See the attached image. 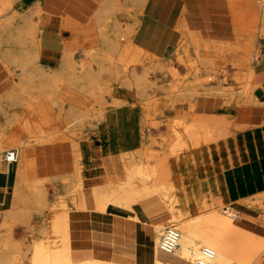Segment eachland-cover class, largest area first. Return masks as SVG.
<instances>
[{
  "label": "bare ground",
  "instance_id": "obj_1",
  "mask_svg": "<svg viewBox=\"0 0 264 264\" xmlns=\"http://www.w3.org/2000/svg\"><path fill=\"white\" fill-rule=\"evenodd\" d=\"M21 1L26 0H0V70L3 69L0 75L4 76L3 79H0V86L2 80H9L11 83L6 90L0 92V153L11 150L7 149L9 147H14L15 161L21 155L15 167L11 165L12 162L6 164L0 162V174L7 175L15 187L10 208L11 215L19 212L15 204L20 201V203L24 202L22 206H25L29 197L34 199L37 210L44 208H41L45 202L43 188L30 184L27 179L34 147L39 146L41 150L50 145L71 142L75 148L73 156L75 170L69 176L73 185L65 190V193L49 206L50 208L48 207L50 212L62 211L69 216V212L72 210L91 209L98 213L108 210L121 213L134 211L135 214L132 215V218L139 221L141 218L136 211L139 199L133 192L132 186L140 182H147L165 207L167 214L165 222L175 225L180 232L179 246L173 251L167 250L160 246V236L165 228V222L154 221L152 223L156 233L152 241V264H247L246 261L239 262L233 258L234 256H230L232 252L229 250L235 246L236 242L228 240V235L241 224L233 207L222 208L225 201L218 196L221 187H219L217 179L208 177V167H215L211 147L212 138L216 135L215 131L209 129L208 124L204 122L186 119L188 114L193 112L196 98L200 95L198 87L203 81L201 72L195 71L193 79H182V75L180 76V72L176 68L169 69L170 67H167L169 72L175 75L179 82L183 84L185 82V85L183 88L181 87L182 89H175L176 93L173 92L174 88L171 89L169 85H164V89L169 94L158 103L146 104V101L152 99V96H148L147 89L154 86V81L151 82V79L149 80L147 77L148 68L153 70L158 66H164L163 63L157 62V59L161 60V56L133 43L131 37L135 30H129L127 43L125 42L124 45L122 43L123 46L120 45V26L118 27L119 23L117 24V20L112 14L114 13L116 16L115 10L125 8L131 3L139 6V16H141L147 0H124L125 5L122 4L123 6L118 3V0H101L99 9L91 16L94 24L98 27L97 39L100 47L91 56L92 62L99 65L98 70L95 71L97 68H94L90 61L87 64L81 63L78 68L73 59L74 48L69 45L66 35L61 50L59 68L54 69L53 72L43 69L39 64L40 51L43 49L41 42L43 28L40 19L34 18V14H39L41 1L36 0L27 4L24 9L22 8L23 10L18 8V3ZM238 1L227 0L230 11L234 18L242 15H245L246 18L248 9L247 12L244 9L241 10L237 6ZM252 1L250 0V3H253ZM249 15L252 17L251 21L240 22L239 19L238 23H235L237 20H233L232 28L235 39L225 44L229 50L236 53L237 58L233 64L239 66L240 70H246L248 76L253 79L256 71L255 62L260 59L258 39L259 37L264 38V27H256L258 23L253 22L257 16L256 11L250 10ZM139 18L138 21L136 20L137 22L140 21ZM136 24L131 23L128 26ZM178 31L181 33L180 36L187 37L183 46L184 50H188L189 45L199 43L200 39L197 37V33H194L185 23L180 25ZM208 47L209 45L206 44L205 48ZM206 51L208 52V50ZM146 59L157 60V63L148 65L142 71L140 68L138 70L136 64L144 62ZM204 63L208 65V60H205ZM2 64L7 68V71ZM48 68L50 70L49 66ZM102 73H107L111 77V81H115V84L124 89V93L118 95L119 87L107 82L105 89L99 88ZM62 83L71 88L70 91L66 90V94L68 92L67 99L70 100V107L67 111H63V107L60 108L61 104L56 101L64 98L50 92V89H58ZM263 92L264 82L260 84L253 81L245 90L229 95L227 102L264 106ZM106 94L113 99L109 102H112L110 105L105 101ZM181 96L195 100L194 103L180 104L183 114L182 112L177 113L179 103L175 100ZM130 99L134 102H131ZM97 103L99 104L98 109L94 107ZM134 103H138L142 107L141 112H137L139 117L146 110L147 113L148 110L150 113L153 112L151 113L153 115L164 112L167 108L168 111L171 110L178 114L171 118H169L170 113H168L169 116L167 115L168 134L163 140V149L149 150L151 148H148L147 145L149 146L148 143L151 142V139H146L141 135L140 148L121 152L119 155L124 176L120 180H110L102 166L86 169L87 167L84 165L86 155L84 150L82 151L80 146L75 143L77 142L75 138L77 131L75 130L91 115L99 121L106 120L102 127H98L96 124L97 127L94 128L104 144L109 140V134L113 133L109 128L112 124L106 115L108 109L110 107L120 109V107L129 104L134 106ZM20 105H24L22 111L18 110ZM216 119L220 120L221 118L216 117ZM139 125L142 130L141 120ZM97 129H101V131L97 132ZM142 132L144 133L143 130ZM222 135L221 137L224 136ZM108 150V147L105 148V155H108ZM200 167L204 172L195 171ZM68 183H70L69 180ZM262 198H264V193L258 194L255 199L253 198L254 200L244 199L241 203L252 206ZM187 212H194L195 215L182 221ZM48 229L49 219L45 216L42 222V233L33 238L30 264H58L56 251L49 239ZM1 242L3 243V241L0 240V264H19L17 257L3 250L6 246ZM67 264L124 263L109 258H98L92 253L84 257L72 256Z\"/></svg>",
  "mask_w": 264,
  "mask_h": 264
},
{
  "label": "rangeland",
  "instance_id": "obj_2",
  "mask_svg": "<svg viewBox=\"0 0 264 264\" xmlns=\"http://www.w3.org/2000/svg\"><path fill=\"white\" fill-rule=\"evenodd\" d=\"M100 1L101 0H76L71 3V0H42L39 14H34V18L40 19L39 21L41 25H44L49 20L57 21V24H58L57 29L59 30L60 39H61L60 46H59L60 50H62L64 41L66 40V35H67L69 45L74 48L73 59L75 61V64L78 66V68L81 65V63L87 64L89 61L91 64H93L94 68H97L95 69V71H97L99 68L98 64H96L95 62L94 63L92 62V57H91L93 56L95 50L99 49L100 47V43L98 42V39H97L98 27L94 24L93 20L91 19V15L93 13V7L91 3H95L96 6L98 5L97 9H99ZM187 1H188V4H192L193 7H195L197 11L196 15L198 17L197 18L198 22L189 23V25H190V29L194 33H197V37L200 39V41L198 44L189 45L188 50H184L183 46H184L185 41L187 40V37L182 35L176 40L175 43L172 44L171 47H169L168 52L165 54V56L161 57V60L160 59H157L158 61L156 60L158 63H163L164 66H158L157 68L153 70L148 68L149 71L147 73V77H149L148 78L149 80L151 79L150 80L151 82L154 81L153 82L154 86H152L151 88L149 87L147 89V92H148L147 94L148 96H152V99L150 98L149 101H146V104H149L150 102L158 103L162 101L163 98L169 94V92L164 89L165 86L169 85L171 89L174 88L173 89L174 93H176L175 89L183 88V86L185 85V82L184 84L179 82V80H177V77L175 75H172L169 72V69H172L173 67V68H176L180 72V76L182 75L181 76L182 79L183 78L193 79L195 78V75H194L195 71L201 72L203 84L201 83V85L198 87L200 91L199 98L208 99V115L216 114L211 103H213V101L218 99V100H221L222 102L221 105H223L224 108L225 107L229 108L228 110L229 113L232 111L231 112L232 116H234L233 115L234 111L237 110L236 105H241V104L228 103L227 98L229 97V95L234 94L238 91L245 90V88L249 84H251V82L253 81L260 83V84L264 82V70H262L264 69V38L259 37L258 39V49L260 50V59L257 62H255L256 71H255V77L253 79H251L248 76V72L246 70L244 71L240 70L239 66H236L233 64L234 60L237 58L235 55L236 53L234 51H231V49L229 50V48L227 47L225 43L235 39L234 38L235 34L232 31V25L234 24L235 19L237 20V22L235 21V23H238L239 19H240V22H244V21L246 22L248 20L251 21L252 17L249 15L250 10H254L257 13L256 18L253 21L255 24L258 23L256 27H259V28L264 27V24H263L264 23L263 21L264 20V1L260 2V0L259 1L251 0L253 3H250V0H239L237 2V6L241 8V10L244 9V11L248 9V12L246 11L248 13V15L246 13L247 15L246 18H245V15H242L243 17L238 16V18H234L228 6L227 0H187ZM29 3L30 2L27 0L21 1L20 3H18V8L23 10L25 6ZM78 3L85 4L89 7L90 16H89V22L87 25L78 23L74 18H72L69 15L70 7ZM118 3L121 6H123L122 4L125 5L124 0H118ZM125 8L122 7V9L120 10L119 9L115 10L116 16L114 15V13L112 14L115 20H117L116 21L117 24L119 23L118 27L120 26L119 29L121 31V38L119 37V39H120L121 46L126 44L128 41L127 32L129 30L131 31L135 29V25L134 26L132 25L130 27L128 26L130 22L133 24H136L138 23L137 22L138 17H140L139 20H141V17H142V15L139 16L140 9L137 4L130 3L129 5H126ZM208 21H209V25H208ZM122 26L123 28H121ZM122 35L124 36L122 37ZM206 44L209 45L207 49L205 48ZM205 49L208 50V52ZM40 53H41V58H40L39 64L41 65L43 69H46L49 72H53L59 68L61 57L60 58H46L47 56L46 51L42 50L40 51ZM205 60H208V65L207 63H204ZM156 61L155 60L149 61V59H146L144 61L145 63L138 62L136 64V68L138 70L140 68V71H142L146 69L148 65L157 63ZM48 66L50 67V70ZM167 67L168 68L170 67V68L167 69ZM5 70L7 71V68H5ZM1 71H3V69H1L0 72ZM3 78L4 76L0 75V79H3ZM99 82H100L99 88L102 87V89H105L106 82L112 85H116L117 87L120 86V85L115 84L116 83L115 81H111V77L108 76L107 73H102L100 75ZM10 84L11 83L9 80L7 81L2 80V85L0 86V92L2 90H6ZM67 89L69 90L71 88H69V86L65 83H62V85H60L58 89H50L51 93H56V95L59 94L58 96L64 98L61 100L60 99L56 100L59 102V104H61L60 108L63 107L62 109L63 111H67L70 107V100L67 99L68 92L66 94ZM123 93H124V89L119 87L118 95H121ZM105 96H106L105 101L108 103V105L112 104V102L109 103L110 101H113L112 97L110 98L108 94H106ZM175 100L176 102L179 103L177 113L182 112V114L184 112L182 109H180V107H182L180 106V104L194 103L195 101L190 98H185L183 96L178 97ZM130 101L134 102L132 99H130ZM134 104H135L134 107L137 108L138 112H141V108H142L141 105H139L138 103H134ZM94 107L98 109L99 104L98 103L95 104ZM19 108L18 110L22 111L24 109V105H20ZM167 109L164 111L166 113L159 112V113H154L152 115L151 113L153 112L150 113L148 110V113H147V110H146L142 114H140V118H141L140 120L143 124L142 130L144 131L143 133L141 130L142 135L145 136L146 139H149V140L151 139V142L148 143L149 146L147 145L148 148H151L149 150L155 151L156 149V151H158L159 149L160 150L163 149V140L167 136L168 131L163 132L164 130L162 131L161 129L163 127H166V129H168L167 122H166L168 120L167 117L169 116L168 113H170L169 118H171L172 115L176 113L171 110L168 111ZM248 113H252V111L249 110ZM186 119L189 120L188 117ZM96 124L98 127L100 126L99 120H97V118H95L94 116L92 117L91 115L89 116V118L87 117L85 122L80 127H78L77 130H75L77 131L75 138H76V141L78 142V143L77 142L75 143L80 146L82 151L84 150L83 152H85V149L88 147V144L93 143L92 139L94 140L95 145L100 144L98 137L91 138L92 135L96 133V130L94 129L97 127ZM79 137L81 138L78 140ZM152 139H153V142H152ZM7 149H14V147H9ZM33 151L34 152L31 155L32 163L30 164L31 166L29 167L30 172L27 173L28 175L27 179H28V182L30 181V184L38 185L39 187L43 188L45 192V202H44V205L41 207V208L44 207L43 210L42 209L37 210L34 204L35 202L34 199L32 197H29L30 200L29 199H28L29 201L26 200L25 206L23 205L24 207L22 206L24 202H21V203L20 201L17 202L18 205L15 204V207L19 212L15 214L16 216L14 215V213L13 215H11L10 208L12 206V196L15 191L14 184L10 182L8 178L4 186L0 185V240L3 241V243L1 242L2 245L5 244L6 246L3 250L17 257V259H19V264H30L31 263L30 256H32V251H33V238L37 234L42 233L41 229H42L43 218L45 216L49 218L51 214L49 206H51L55 201H57L59 197L63 193H65V190H67L73 185V181L69 176L75 170V163H74V158H73V156L75 155L74 154L75 148L71 142H65L62 148H60V150H57L56 152L42 151V149L40 150L39 146H35ZM5 153H6V150L0 153V162L4 164L7 163V161L5 160V156H4ZM20 156L21 155H19L17 161L11 163L13 167H15L17 162L20 160L21 158ZM106 157L107 156L103 154L100 157V160L97 159L93 163L95 165H98L96 167H101V166L104 167L106 165L109 168L110 175H112V179L114 180L123 179L124 176L122 174V168H121V164L119 160L113 158L111 162L112 166L110 168L108 166V160L106 159ZM84 165L87 167L86 169L93 168L91 161L86 157L84 159ZM202 170L203 169L200 167L199 170L197 169L195 171H202ZM68 180L70 183H68ZM66 186H69V187H66ZM256 202L254 203L255 205L252 203L253 205L250 206L251 207L250 209L255 210L254 213L258 216L256 219H254L253 217H250L249 220L242 219L238 214H237L238 216L237 219L239 220V223L242 224V226L244 227L246 226L245 224H243V222H240V219L244 222L249 223L251 226L256 227V229H261V228L264 229V226H263L264 225V198L260 199L259 202L258 201ZM140 203L144 205H148L147 202H141V200H140ZM156 203L158 204L156 205ZM156 203H155V206L157 207L155 210L160 212V216L161 218H163L162 221L161 220H156V221H161L162 223H164L167 219V214L166 212H164L163 206L159 204L160 202L158 201ZM27 204L29 207L27 206ZM224 204L226 206H231L230 204L227 203V201ZM72 211L69 212V216ZM85 211L92 212V213H98L91 209L85 210ZM194 215H195L194 212L193 213L187 212L183 216L182 221L186 219H190ZM152 221H153L152 223H154V220ZM164 224L165 226L168 225L166 222ZM141 225L144 226L143 224ZM150 228H151V232L149 234L148 232L146 234L141 233L140 242L143 245H140V252L138 256L139 264H151L148 261V258H149V254L152 248L153 237L155 236L156 233L154 232L155 228L153 229L152 226H150ZM246 228L253 230L249 227H246ZM253 231L258 233V231L255 229ZM127 253L133 256L132 252L127 251ZM116 262H119V261H116ZM119 263L134 264V260H130L127 262H119Z\"/></svg>",
  "mask_w": 264,
  "mask_h": 264
},
{
  "label": "crops",
  "instance_id": "obj_3",
  "mask_svg": "<svg viewBox=\"0 0 264 264\" xmlns=\"http://www.w3.org/2000/svg\"><path fill=\"white\" fill-rule=\"evenodd\" d=\"M28 1L32 3L36 0ZM39 1L42 3V0ZM74 1L76 0H71V3ZM91 5L94 13L97 6L95 3H91ZM196 13V8L192 4H188L187 0H147L141 20L137 26L135 25L131 40L147 51L163 57L181 35L178 31L180 25L185 23L190 28L189 23L198 22ZM69 15L78 23L87 25L90 16L89 7L85 4H74L69 9ZM41 26L43 28L42 50L46 51V58H60L61 39L57 21L49 20ZM221 103V100L218 99L211 103L216 114H209L212 117L210 118L208 116V99H200L198 96L194 110L188 118L204 122L208 124L209 129L215 131L216 135L211 141L215 167H208V177L217 179L219 187H221L218 196L225 202L227 201L242 219L249 220L250 217L256 219L258 216L254 213L255 210H251L250 206L242 204L241 201L247 198L255 199L258 194L264 193V106L236 105L237 110L232 116V111L229 113V108L225 107L224 109ZM247 110H251L252 113H248ZM137 112V108L130 104L124 105L120 109L117 107L108 109L106 115L112 124L109 128L113 133L109 134V140L104 144L95 133L91 138L98 137L100 144L95 145L92 139L93 143L88 144L84 152L93 167L98 166L93 162L97 159L100 160V157L106 154L105 148L107 147L109 150L106 159L110 168L113 158L119 160L121 164L119 159L121 152L141 147L142 132ZM192 114L195 116L192 117ZM177 115L173 114L172 117ZM216 117L222 120L216 119ZM99 122V127H102L106 120ZM211 122L215 124L213 125ZM99 131L101 129H97V132ZM162 131L167 132L168 130L163 127ZM63 145H50L42 151L56 152ZM104 168L109 179L116 181L112 179L109 168L106 165ZM7 180V175L0 174L1 186H4ZM146 183L140 182L132 186L133 192L139 199L136 205V211L141 218L139 221L133 220L134 211L121 213L108 210L104 213H92L85 210H73L70 216L62 211L51 212L48 218L49 239L56 251L57 263L67 264L72 256L84 257L94 253L98 258H109L119 262L134 260V264H139L140 245H143L140 242L141 233L148 232L149 234L151 232L152 220H163L160 212L155 210L157 207L155 203L159 201V204L162 205L161 200ZM140 200L147 202L148 205L141 204ZM227 207L223 205L222 208ZM163 209L166 212L164 206ZM240 222H243L246 227L257 230L258 233L242 226V224L237 226L235 231L228 235V240L236 242L235 246L231 248L232 250H229L232 252L230 256H234L233 258L239 262L246 261L247 264H264V229H256L241 219ZM127 251L132 252L133 256L129 255ZM148 261L152 264V248Z\"/></svg>",
  "mask_w": 264,
  "mask_h": 264
},
{
  "label": "built area",
  "instance_id": "obj_4",
  "mask_svg": "<svg viewBox=\"0 0 264 264\" xmlns=\"http://www.w3.org/2000/svg\"><path fill=\"white\" fill-rule=\"evenodd\" d=\"M16 158V152L14 149H11L6 152L5 160L7 162H13ZM180 232L176 229L175 225H166L160 236V246L167 250H175L178 245V239Z\"/></svg>",
  "mask_w": 264,
  "mask_h": 264
}]
</instances>
